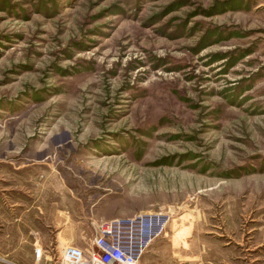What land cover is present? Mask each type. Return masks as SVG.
Wrapping results in <instances>:
<instances>
[{"label":"rangeland","instance_id":"374dc122","mask_svg":"<svg viewBox=\"0 0 264 264\" xmlns=\"http://www.w3.org/2000/svg\"><path fill=\"white\" fill-rule=\"evenodd\" d=\"M0 165L29 264L138 218L234 262L264 226V0H0Z\"/></svg>","mask_w":264,"mask_h":264},{"label":"crops","instance_id":"0c3cea01","mask_svg":"<svg viewBox=\"0 0 264 264\" xmlns=\"http://www.w3.org/2000/svg\"><path fill=\"white\" fill-rule=\"evenodd\" d=\"M11 170L17 173L20 167L0 165V264H29L28 190L27 187L23 190L22 184L19 185L22 175L13 177ZM161 223L162 220L159 228L153 230L154 228L150 229L148 224H144L143 219L118 220L117 237L125 249L134 253L137 264H206L202 256L204 247L188 249L187 240L184 245L181 238L173 231L164 230ZM249 229L253 232L249 239L252 238L253 241L245 248L242 257L235 256L234 262L230 264H264V226H260L258 230L253 229V226ZM58 240L62 242L60 234ZM167 243L170 245L169 253L163 249ZM38 251L39 248L36 251L37 257L32 256L33 264H43L39 262L41 256L37 255ZM84 251H88V246ZM17 256H20L21 263L8 259ZM207 264H220L219 255L215 261L213 251V260Z\"/></svg>","mask_w":264,"mask_h":264},{"label":"built area","instance_id":"2783aa9c","mask_svg":"<svg viewBox=\"0 0 264 264\" xmlns=\"http://www.w3.org/2000/svg\"><path fill=\"white\" fill-rule=\"evenodd\" d=\"M117 231L118 221L99 223L88 251L66 244L62 248L59 264H137L134 253L121 245Z\"/></svg>","mask_w":264,"mask_h":264}]
</instances>
